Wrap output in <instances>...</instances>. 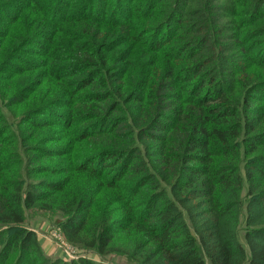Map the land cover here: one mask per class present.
I'll return each mask as SVG.
<instances>
[{"label": "trees", "instance_id": "16d2710c", "mask_svg": "<svg viewBox=\"0 0 264 264\" xmlns=\"http://www.w3.org/2000/svg\"><path fill=\"white\" fill-rule=\"evenodd\" d=\"M32 207L133 264H264V0H0V264L49 263Z\"/></svg>", "mask_w": 264, "mask_h": 264}, {"label": "rangeland", "instance_id": "374dc122", "mask_svg": "<svg viewBox=\"0 0 264 264\" xmlns=\"http://www.w3.org/2000/svg\"><path fill=\"white\" fill-rule=\"evenodd\" d=\"M47 117H49V114H47ZM25 216L24 226L36 233L41 255L43 256L42 259L48 261V264L70 262L82 257L90 258L101 264H133L125 257L115 255L116 253L103 256L94 250H86L70 244L65 239L61 227L56 223L57 215L53 213L32 207L26 209Z\"/></svg>", "mask_w": 264, "mask_h": 264}]
</instances>
